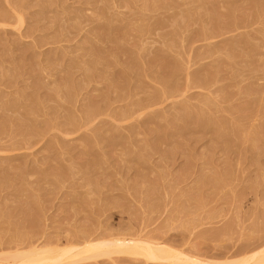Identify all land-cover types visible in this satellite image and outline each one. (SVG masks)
<instances>
[{
  "label": "rangeland",
  "instance_id": "1",
  "mask_svg": "<svg viewBox=\"0 0 264 264\" xmlns=\"http://www.w3.org/2000/svg\"><path fill=\"white\" fill-rule=\"evenodd\" d=\"M120 238L264 248V0H0V264Z\"/></svg>",
  "mask_w": 264,
  "mask_h": 264
},
{
  "label": "bare ground",
  "instance_id": "2",
  "mask_svg": "<svg viewBox=\"0 0 264 264\" xmlns=\"http://www.w3.org/2000/svg\"><path fill=\"white\" fill-rule=\"evenodd\" d=\"M180 218H182V217H180ZM227 224H229V222H227ZM226 226H229V225H226ZM228 231H229V229H228ZM224 233H226V230ZM157 239H158V237H157ZM146 240L147 241L149 240L150 242H145V243L144 242H136V241L122 239V238L115 239L114 241H105V242H101V243L100 242L99 243L88 242L86 245L84 244L85 246L83 245L84 247L81 249L80 248L79 249H66V250H63L60 252L57 251L58 249H54V248L52 249L51 247H50L51 249H49V248L47 249V247H46L45 248L46 251H40L41 248L37 249L36 248L37 245H35V247H33L32 250L30 249L31 251L29 250L27 252L25 251V252L19 253L17 250V252H16L17 255L15 253L12 254V256H14V257L9 258L11 255H9L8 257L7 256H5V257H6V260L9 258L7 260L8 262L13 259L14 263L17 262L16 264H58V263H61L65 260H69V259H73V258H77V257H85V259L89 260V259H97L100 257L102 258L105 256H109L113 253H116V254L117 253L118 254L123 253V254L135 256V258L139 257L138 259L143 258L144 261H146V262L166 263V264H169V263H171V264H174V263H180V264H264V248H262L261 250L255 252L249 256H245L241 259H237L236 261L228 260L226 262H222V261H220V262H217V261L216 262H206V261L197 259L195 257H190V256H186L182 253H177V252L172 250L173 248L170 249L171 247L169 248L168 244H166L168 246L167 247L164 243H163L164 244L163 245L160 243L151 242L152 239H148V238ZM153 240L155 241L156 239H153ZM160 241H161V239H159V242ZM263 245H264V243H263ZM31 248H32V246H31ZM254 250H255V248H254ZM238 252H240V251H238ZM193 253H195V252H193ZM5 255H7V254H5ZM223 255H221V257ZM0 256H2V255H0ZM2 260L5 261V258H3ZM208 261H211V260H208ZM10 264H12V263H10Z\"/></svg>",
  "mask_w": 264,
  "mask_h": 264
}]
</instances>
